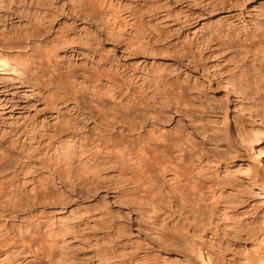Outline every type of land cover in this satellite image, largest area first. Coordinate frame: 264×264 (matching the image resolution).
I'll use <instances>...</instances> for the list:
<instances>
[{"label": "rangeland", "instance_id": "obj_1", "mask_svg": "<svg viewBox=\"0 0 264 264\" xmlns=\"http://www.w3.org/2000/svg\"><path fill=\"white\" fill-rule=\"evenodd\" d=\"M0 3V57L28 65L21 79L0 72V264H203L193 244L212 264H254L264 0ZM160 73L182 96L143 99L141 83ZM141 103L161 112L144 116ZM159 134L189 138L200 192L131 165L123 149Z\"/></svg>", "mask_w": 264, "mask_h": 264}, {"label": "bare ground", "instance_id": "obj_2", "mask_svg": "<svg viewBox=\"0 0 264 264\" xmlns=\"http://www.w3.org/2000/svg\"><path fill=\"white\" fill-rule=\"evenodd\" d=\"M137 30H139V29H137ZM138 37H140V36H138ZM134 40L136 42V38ZM137 41H138V39H137ZM141 41H142V43H140V44H142L143 46H146V44L149 45L147 39H142ZM54 52H55L54 50H51L50 53H54ZM14 59L12 56L9 57L8 59H4L3 57H0V72L8 71V73H10V75L16 76L17 78L21 79L20 77L23 76L22 73L25 70L26 66H28V65L20 64V62L17 60V58L15 60ZM147 83L148 82H145V80L141 83V85L144 84V87H142V89H141L142 93H144L142 96L143 99H151V100H154L155 102H157L159 100L165 99V98L164 99L160 98L162 94L163 95L167 94V97H169V96L174 97V95L176 96L175 93H180V95L182 94L181 92L183 89L180 86H177L175 84H171L170 82H168L165 79V76L162 75V73H160L159 75L154 74L153 77L149 80V85H145ZM112 85L110 83L107 85L109 87V88H107L108 89L107 95L110 96L113 101H116V99H115L116 92L114 89V84H112ZM225 87H227V86H225ZM167 97H166V100L169 101L170 99ZM134 100H135V97H134ZM134 100L129 95L128 116L131 120H133V116H134L135 109H136ZM101 102H102V104L105 103V101L102 99H101ZM155 105L156 104H154V103H153V105H151L149 103H147V104L141 103L138 110L140 111V113L144 114V116H156L161 111H160V109H157V107ZM169 105L170 104H167L166 107H169ZM255 115H256V117L259 116L258 113ZM255 130H257V129H255ZM257 134H258V130H257ZM261 135H263V134H261ZM241 136H240V139H241L242 146H244L246 148L249 146H252L251 148L256 147L254 149L255 153L257 154L256 158L259 161H261L262 157H263V152H261V150H259V147H257V142H255L253 140L255 143H252L253 145H251V143H249L248 141L243 139V137H241ZM259 136L260 135L255 136V137L256 138L258 137L257 139H259ZM257 139H256V141H257ZM188 144H189V138H187L183 135H177L176 134L172 137H167L165 135L159 134L156 139H150L149 142H146V143H139L137 145V147L131 146L128 148V146H127L126 147L127 151H126V148L123 150H124L125 155L127 154V157L129 159V162L131 163V165L137 166L141 170L155 171L156 173H159L161 175H165V176L171 178L172 181L181 182V183L182 182L188 183L191 185V187L195 191L200 192V189L202 186V183L200 182V179H199L200 168L196 164V162L192 159V156L188 150ZM113 148L114 149H121V146L118 144H114ZM62 154H63L62 156L65 158H68L70 156V154H72L71 149H70V144L66 145L63 148ZM229 166H232V165H229ZM209 190L207 191L208 194L210 193ZM222 199H223V196H222ZM141 200H142L144 206L145 205H151L153 207V205H154L152 203V201L149 199V197L146 195H143L141 197ZM211 211H212V209H211ZM194 213H195L194 215H196V213H198V211H194ZM218 213H221V212H218ZM195 218H196V220L192 224V228L195 229L194 232L197 233V231L200 228H198L199 227L197 224L198 222L196 223L197 217H195ZM205 227H207V226H204V228ZM204 232H206V231H204ZM193 235L196 236L197 234H193ZM193 245H194L193 247L196 248L197 250L196 251L194 250L195 252L192 251V253L194 252L196 254L195 256H196V258H198L200 263L202 262L203 264H212L211 259H210L211 257L209 258V257H206V255H205L204 244H201V245L193 244ZM254 264H264V252L256 259Z\"/></svg>", "mask_w": 264, "mask_h": 264}]
</instances>
